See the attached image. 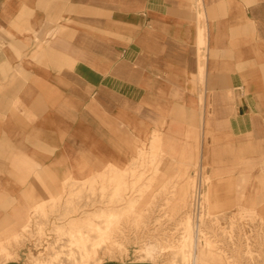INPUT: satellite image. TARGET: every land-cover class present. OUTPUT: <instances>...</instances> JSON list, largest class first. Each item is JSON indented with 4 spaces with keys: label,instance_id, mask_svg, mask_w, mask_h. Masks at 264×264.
Here are the masks:
<instances>
[{
    "label": "crops",
    "instance_id": "crops-1",
    "mask_svg": "<svg viewBox=\"0 0 264 264\" xmlns=\"http://www.w3.org/2000/svg\"><path fill=\"white\" fill-rule=\"evenodd\" d=\"M150 153L264 215V0H0V221Z\"/></svg>",
    "mask_w": 264,
    "mask_h": 264
},
{
    "label": "rangeland",
    "instance_id": "rangeland-1",
    "mask_svg": "<svg viewBox=\"0 0 264 264\" xmlns=\"http://www.w3.org/2000/svg\"><path fill=\"white\" fill-rule=\"evenodd\" d=\"M165 163L139 155L0 221V264H264V215L242 205L240 188L224 198L198 161L173 178ZM104 207L113 212L98 216ZM81 217L84 241L69 225Z\"/></svg>",
    "mask_w": 264,
    "mask_h": 264
},
{
    "label": "bare ground",
    "instance_id": "bare-ground-1",
    "mask_svg": "<svg viewBox=\"0 0 264 264\" xmlns=\"http://www.w3.org/2000/svg\"><path fill=\"white\" fill-rule=\"evenodd\" d=\"M112 210H113L112 208H105V209L101 208L100 209L101 212L98 213V216L104 217V216L110 215L113 212ZM82 220H83V217L74 218L73 220L69 221V225L72 226V227L75 226V225L78 226V227L76 226L77 228L74 229L73 232H71V233L77 235L80 240L84 241V240L88 239V234H86L87 232L83 231L80 228L81 224L79 223V221H82ZM87 224H89L92 227V229H94L93 227H99L100 226L99 224H96V223H94L92 221H89ZM93 224H95V225H93Z\"/></svg>",
    "mask_w": 264,
    "mask_h": 264
}]
</instances>
